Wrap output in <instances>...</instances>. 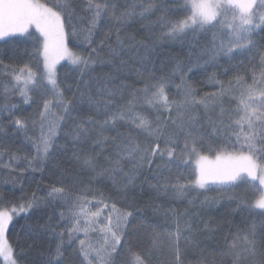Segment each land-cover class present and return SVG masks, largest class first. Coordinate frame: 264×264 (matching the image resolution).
<instances>
[{"label":"snow or ice","instance_id":"obj_1","mask_svg":"<svg viewBox=\"0 0 264 264\" xmlns=\"http://www.w3.org/2000/svg\"><path fill=\"white\" fill-rule=\"evenodd\" d=\"M18 37L34 42L36 63L0 61L11 78L2 91L24 104L38 96V111L25 119L4 105L0 113L35 152L0 151V166L43 173L63 153L69 167L43 197H0L2 264H167L166 253L184 264L188 251L198 253L196 264H264V0H0V41ZM167 43L186 46L187 62L158 60L157 46ZM218 66L231 77L212 71L215 91L201 94L189 74ZM61 71L74 74L72 83ZM11 129L0 124V133ZM105 181L126 210L92 191ZM207 192L225 194L233 211L258 223L224 232L202 215L219 203ZM52 202L64 206L58 219L67 226L49 217L36 232L54 244L38 251L35 233L10 241L16 217ZM217 236L223 244L212 247ZM74 240L70 253L65 244Z\"/></svg>","mask_w":264,"mask_h":264},{"label":"trees","instance_id":"obj_2","mask_svg":"<svg viewBox=\"0 0 264 264\" xmlns=\"http://www.w3.org/2000/svg\"><path fill=\"white\" fill-rule=\"evenodd\" d=\"M48 2L53 3L54 0H48ZM131 31L136 32L137 30L132 29ZM137 38H140L139 34H137ZM33 44V41L27 40L23 37L15 38V42L7 44L0 41V61L3 62V65H8L10 68L21 67L24 64H35L36 61L33 59ZM76 50L84 51L83 47ZM157 53L158 60H167V58L171 56L179 57L182 61L187 62V47L181 46L180 44H160L157 46ZM220 63L221 65H224V67H228L224 60H221ZM232 63L235 64L237 61H233ZM70 67L71 66L69 65V68ZM224 67L218 66L215 69L210 68L208 72H205L203 69L194 68L193 73L189 74L192 77L191 82L201 94L215 91V86L208 82L207 77L212 71H216L219 78L226 81L231 77L232 72L229 70V72L225 74ZM104 71H107V69L105 68ZM74 78V74L71 72L67 73V75L65 74V71H61L60 73L61 81L72 83ZM10 79L9 76L4 74L2 66H0V107H3L4 105H17L14 109L17 116L25 119L32 118L38 111L37 105L40 102V98L34 96L32 103L24 104L19 94H9L6 97L2 91V87L3 84L7 83ZM133 80H135L134 76L129 78L130 83ZM176 83H179L178 79ZM62 88L65 90L66 94H69L66 83L62 84ZM171 92L172 94L176 93V88L174 86L172 87ZM0 124L5 128L11 129L8 114L6 112L0 113ZM28 135L35 139V137L39 135V130H29ZM4 150L20 157L30 156L35 152L32 143L25 137V134L22 131L17 132L15 129H11L7 134L0 133V151ZM7 152L2 157L4 163H8ZM68 155L70 156V152ZM14 166L19 169L25 165L23 160H21L19 164H14ZM68 167L69 161L63 153H58L57 158L46 165L43 173H33L31 171L21 173L19 170L13 172L10 169L0 166V197H3L5 201H12L15 203L22 202L24 199H30L34 192L37 196L43 197L48 191V186L51 183L56 182L59 179L60 173ZM191 167L194 166L192 165ZM185 175L187 176V173ZM85 187H87V184H85ZM92 191L103 192L105 195L112 196L107 181L95 184ZM204 195L218 199L219 203L207 209L202 215L205 219L220 224L223 227L224 232H227L229 229L235 230L237 226H242L245 223L250 224L252 220H256L258 223V218L249 216V213L246 210L241 212L233 211L234 201L229 200L225 194L220 192H207ZM204 195L197 196L196 193H193L189 199L195 198L199 202L204 199ZM112 199L116 201L118 208L126 210V201L124 199L116 196H112ZM145 199H147V197H145ZM186 206L187 201L179 205L181 210ZM63 208V205H60L57 202H52L51 204H42L38 208H33L27 214H21L16 217L9 228L10 241L15 243L17 240H20L23 244L24 240L27 239L30 234L35 233V235L32 236V239L36 241L37 250H46L49 243L51 242L54 244L55 241L52 240V237L49 234L36 232L37 226H42L49 222V217H51V223H63L66 227L67 221L60 222L58 219V213L60 210H63ZM151 219L163 224V221L160 218ZM172 227H174V225ZM58 230L60 229L58 228ZM95 237V233L90 234V238L93 241L95 240ZM29 242H31V240H29ZM209 243L212 244V247H217L223 244V240L220 236H217L214 241H210ZM65 246L69 247V252L71 253V247H78V241L74 240L71 246H69L66 241ZM29 256L30 258L36 256V252L33 251L29 253ZM197 258L198 253L188 251L184 254V264H196ZM165 259L167 260V264H174L170 253H166ZM0 264H2V261H0Z\"/></svg>","mask_w":264,"mask_h":264},{"label":"rangeland","instance_id":"obj_3","mask_svg":"<svg viewBox=\"0 0 264 264\" xmlns=\"http://www.w3.org/2000/svg\"><path fill=\"white\" fill-rule=\"evenodd\" d=\"M62 63H65V62H62ZM194 166V165H193Z\"/></svg>","mask_w":264,"mask_h":264}]
</instances>
